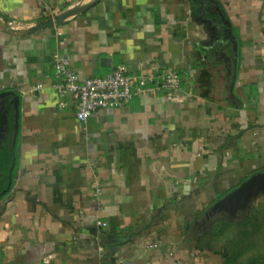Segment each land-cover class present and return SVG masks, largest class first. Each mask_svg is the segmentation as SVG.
<instances>
[{
    "label": "crops",
    "instance_id": "obj_1",
    "mask_svg": "<svg viewBox=\"0 0 264 264\" xmlns=\"http://www.w3.org/2000/svg\"><path fill=\"white\" fill-rule=\"evenodd\" d=\"M54 56L81 81L122 65L181 90L148 83L81 124ZM262 57L264 0H0L18 109L0 264H225L248 218L235 264H264Z\"/></svg>",
    "mask_w": 264,
    "mask_h": 264
},
{
    "label": "built area",
    "instance_id": "obj_2",
    "mask_svg": "<svg viewBox=\"0 0 264 264\" xmlns=\"http://www.w3.org/2000/svg\"><path fill=\"white\" fill-rule=\"evenodd\" d=\"M264 71V57L261 58ZM54 80L51 84L52 90L60 99L70 98L74 103V117L81 124L100 109H120L125 107L132 98L147 90L148 83L166 93L180 91V77L175 71L163 73L157 79H147L143 76L127 74L124 66L115 67L111 73L102 78H89L81 81L79 76L64 63L54 56ZM38 88H41L39 85ZM3 88L0 87V92ZM64 103H59L63 108ZM99 194L96 189L95 194ZM100 228L106 224L96 222Z\"/></svg>",
    "mask_w": 264,
    "mask_h": 264
},
{
    "label": "trees",
    "instance_id": "obj_3",
    "mask_svg": "<svg viewBox=\"0 0 264 264\" xmlns=\"http://www.w3.org/2000/svg\"><path fill=\"white\" fill-rule=\"evenodd\" d=\"M15 120V111L12 104L11 98L7 95L0 98V127L2 138L0 139V200L3 199L8 193L9 182H12L15 167V152H16V142L13 146V132ZM237 228L240 230V234L231 242L232 250L229 253L225 264H235L236 260L242 255V249L244 239L249 236L250 233L246 232L247 229L256 230L259 225L253 223V221L248 218L237 223ZM245 234V237H244Z\"/></svg>",
    "mask_w": 264,
    "mask_h": 264
},
{
    "label": "water",
    "instance_id": "obj_4",
    "mask_svg": "<svg viewBox=\"0 0 264 264\" xmlns=\"http://www.w3.org/2000/svg\"><path fill=\"white\" fill-rule=\"evenodd\" d=\"M7 96L6 94H0V98L2 97H5ZM13 106H14V111H15V120H16V123L14 125V132H13V146L15 144V139H16V136H17V133H18V109H17V99H14L13 101ZM10 187H11V181L9 182V185H8V191L10 190Z\"/></svg>",
    "mask_w": 264,
    "mask_h": 264
},
{
    "label": "rangeland",
    "instance_id": "obj_5",
    "mask_svg": "<svg viewBox=\"0 0 264 264\" xmlns=\"http://www.w3.org/2000/svg\"><path fill=\"white\" fill-rule=\"evenodd\" d=\"M0 125H1V124H0ZM0 132H1V127H0ZM0 135H1V134H0ZM1 136H2V135H1ZM235 238H236V237H232V238H230V239L228 238V239H227V244L231 243V242H229V241H233ZM263 240H264V239L262 238V242H263ZM225 243H226V242H224V245H225Z\"/></svg>",
    "mask_w": 264,
    "mask_h": 264
}]
</instances>
